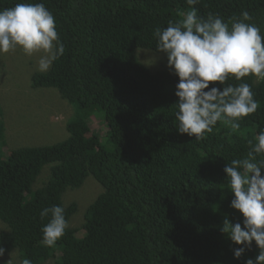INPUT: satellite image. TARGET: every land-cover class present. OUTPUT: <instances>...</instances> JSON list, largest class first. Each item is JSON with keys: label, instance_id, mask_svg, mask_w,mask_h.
<instances>
[{"label": "trees", "instance_id": "16d2710c", "mask_svg": "<svg viewBox=\"0 0 264 264\" xmlns=\"http://www.w3.org/2000/svg\"><path fill=\"white\" fill-rule=\"evenodd\" d=\"M19 2L0 0V9ZM26 2L45 4L65 46L49 71L32 76L31 87L56 89L75 116L66 125V140L13 149L2 158L0 109V247L5 249L0 264H21L25 258L32 264H244L254 259V242L235 259L233 250L240 246L220 229L226 215L242 223L230 207L233 194L224 167L244 157L248 140L264 129V80L230 77L223 86L251 84L260 107L240 121L239 130L219 121L196 140L178 133V78L153 38L155 28L190 10L186 0ZM195 7L199 16L217 13L229 26L248 11L264 34V0H200ZM139 52L161 54L164 66L150 71ZM92 118L102 120L105 135L92 130ZM48 166L49 174H42ZM89 176L102 192L80 225L70 226L78 204L64 205L62 196L81 188ZM52 205L65 207L69 227L50 248L41 242L50 217L42 219L40 212Z\"/></svg>", "mask_w": 264, "mask_h": 264}, {"label": "clouds", "instance_id": "9594fccd", "mask_svg": "<svg viewBox=\"0 0 264 264\" xmlns=\"http://www.w3.org/2000/svg\"><path fill=\"white\" fill-rule=\"evenodd\" d=\"M199 2L186 0L190 10L180 11L182 19L169 21L167 27L155 28L153 38L155 50L166 56L167 66L178 78L174 93L178 133L203 140L219 121L230 125L234 132L239 130L240 121L260 107L251 84L223 85L230 77L241 81L251 75L264 80V34L248 11H242L229 26L217 13L199 16L195 7ZM17 49L29 57L40 53L37 70L41 73L49 71L64 55L56 19L44 3L21 0L0 9V54ZM210 83L219 86L210 87ZM247 143L246 155L224 167L233 194L230 207L241 214L242 223H232L226 215L220 231L240 246L233 250L235 259L254 242L258 254L244 264H264V129ZM40 217H50L41 228V242L55 247L69 227L65 207H46ZM4 254L5 249L0 247V257ZM21 264L32 261L25 258Z\"/></svg>", "mask_w": 264, "mask_h": 264}, {"label": "rangeland", "instance_id": "374dc122", "mask_svg": "<svg viewBox=\"0 0 264 264\" xmlns=\"http://www.w3.org/2000/svg\"><path fill=\"white\" fill-rule=\"evenodd\" d=\"M40 55V53H34L29 57L20 49L0 54V109L6 144L1 150L2 158L8 155L7 151L13 149L53 145L69 137L66 125L75 116L74 107L62 100L54 88L33 89L31 87L32 76L41 73L37 70ZM139 55V59L141 55H145L150 66L146 65L142 59L141 61L152 72L157 69L154 66L158 68L164 66V56L162 57L161 54L139 52ZM95 117L97 116L93 118ZM90 126L100 136L105 135L106 128L102 120L95 119L90 122ZM49 169V166L45 167L42 174L45 172L49 174ZM41 181V179L38 180L37 187L40 186ZM101 192L102 186L90 176L81 188L66 191L62 196L64 205L74 201L79 209L72 218L70 226L80 225L87 206L92 204ZM1 228H3L2 223H0ZM8 260L11 259L7 258L6 261Z\"/></svg>", "mask_w": 264, "mask_h": 264}]
</instances>
